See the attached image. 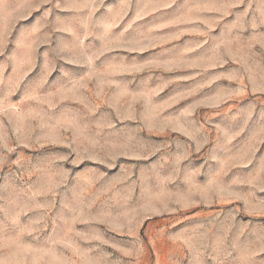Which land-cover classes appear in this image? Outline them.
<instances>
[{
    "label": "rangeland",
    "instance_id": "obj_1",
    "mask_svg": "<svg viewBox=\"0 0 264 264\" xmlns=\"http://www.w3.org/2000/svg\"><path fill=\"white\" fill-rule=\"evenodd\" d=\"M0 264H264V0H0Z\"/></svg>",
    "mask_w": 264,
    "mask_h": 264
}]
</instances>
